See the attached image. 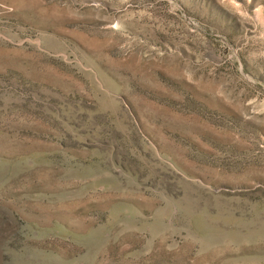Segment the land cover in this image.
<instances>
[{
  "label": "rangeland",
  "instance_id": "obj_1",
  "mask_svg": "<svg viewBox=\"0 0 264 264\" xmlns=\"http://www.w3.org/2000/svg\"><path fill=\"white\" fill-rule=\"evenodd\" d=\"M0 264H264V0H0Z\"/></svg>",
  "mask_w": 264,
  "mask_h": 264
}]
</instances>
